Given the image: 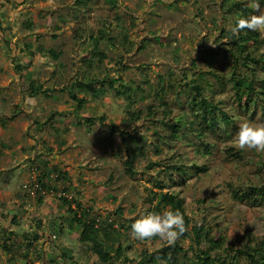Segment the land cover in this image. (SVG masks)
<instances>
[{
	"label": "rangeland",
	"instance_id": "rangeland-1",
	"mask_svg": "<svg viewBox=\"0 0 264 264\" xmlns=\"http://www.w3.org/2000/svg\"><path fill=\"white\" fill-rule=\"evenodd\" d=\"M254 13L252 0H0V264H168L149 258L175 244L178 264H248L232 258L264 241V196L236 194L264 187V152L234 136L264 104L234 87L264 80V35L231 29ZM194 98L219 129L200 135ZM164 193L190 235L135 239L141 213L170 208ZM64 198L97 241L80 240Z\"/></svg>",
	"mask_w": 264,
	"mask_h": 264
},
{
	"label": "trees",
	"instance_id": "trees-1",
	"mask_svg": "<svg viewBox=\"0 0 264 264\" xmlns=\"http://www.w3.org/2000/svg\"><path fill=\"white\" fill-rule=\"evenodd\" d=\"M232 37L233 35L231 34V38ZM247 43H248V40L239 38V42L236 43L237 45L236 48L238 49L239 54H243L245 52V47ZM251 60L254 61L253 58H251ZM257 83L261 84L262 89L260 90L255 89ZM74 87H76L80 91L88 90L90 92H95L93 89L92 82H89L86 84L83 82H76L74 84ZM234 88L236 89V98L239 104L241 103V99H240V96L238 95V91L242 89L249 92V94H253L255 96V98H249L247 100L248 102L254 104L253 107L255 106L259 107L261 104H264V80L257 82L256 77H255V71H252L251 78L248 82H245L244 84H236ZM116 92L117 94L121 95V92H118L117 90ZM192 103L194 104L193 106L196 107V109H198V111L202 113V114L199 113L198 115L196 114L195 116L196 119H199L198 123H199L200 129L201 128L203 129V131L200 132L201 136L206 135L205 132H212L216 129H219L218 116L216 114L207 113L205 107L209 103L205 99L201 100V104L198 107H197V103H198L197 98H194ZM261 106L263 107V105ZM262 119L264 120V112L262 113ZM89 122L92 123L93 120H89ZM204 122H206V125L203 126ZM222 125L227 128L231 125V121L227 116H224L222 120ZM174 126H175L174 131H179V126L178 125H174ZM205 148L207 151L209 150L207 146H205ZM131 163H132V156L130 154V156L126 160V165L128 166L129 173L133 174V168L131 166L132 165ZM241 193L236 194V200L239 203H247L252 198L253 195H257V197L259 198L261 196H264V187L256 188L253 186H249L245 192H241ZM62 200L65 204L68 205L67 212L69 214L70 222L75 223L77 225H81L83 227V230L80 234V240L83 242L97 241L99 230L97 228V225L95 224L96 220L92 219L91 221L84 223L81 218V215L77 214L75 210L72 209L70 202H68V200L65 198ZM160 203L163 205L169 206L170 209L172 210H176V209L180 210V212L184 215L185 228L188 227L189 218L184 213V209L182 206V200L178 199L176 196L172 194L164 193V194H161ZM192 232H193V235H195L197 239H200V228L194 227L192 229ZM189 235H190L189 232L185 231L181 235V237H186ZM207 235L208 234H205V239L207 240V242L210 244H215V241L212 240L211 238H208ZM171 249H172V252L169 251ZM95 252L98 255V257H100V259L102 260H105L107 258V254H105L102 251V249L96 248ZM118 252H120V249L118 250ZM183 252H184L183 249L180 246L175 244L172 248L168 247V248H163L159 250L156 254H154L153 256L149 258V262H155L156 261L155 256H157L158 258L166 261L168 264H178L177 257L179 254ZM202 255H204V257L200 258L201 264H214L215 261L211 260L209 253L203 252ZM238 256L243 257L248 262V264H264V241H262L260 245L253 246L252 248L246 247L245 249L236 250L235 256H233L232 259L236 262ZM183 257H186V256L184 255ZM220 264H225V262H220Z\"/></svg>",
	"mask_w": 264,
	"mask_h": 264
},
{
	"label": "clouds",
	"instance_id": "clouds-1",
	"mask_svg": "<svg viewBox=\"0 0 264 264\" xmlns=\"http://www.w3.org/2000/svg\"><path fill=\"white\" fill-rule=\"evenodd\" d=\"M264 0H252L255 13L236 20L231 31L233 35L243 30L259 32L264 35ZM235 145L241 149H254L264 152V122H256L247 118H241L238 122L234 136ZM186 231L184 215L180 210L170 208L161 211H147L141 213L139 218L131 224V235L140 241L153 237L172 245Z\"/></svg>",
	"mask_w": 264,
	"mask_h": 264
}]
</instances>
